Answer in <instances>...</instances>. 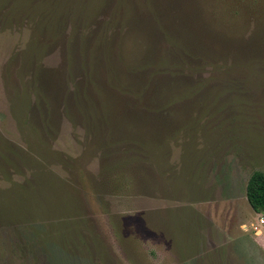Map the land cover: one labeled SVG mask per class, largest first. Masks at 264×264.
Here are the masks:
<instances>
[{"label": "rangeland", "instance_id": "374dc122", "mask_svg": "<svg viewBox=\"0 0 264 264\" xmlns=\"http://www.w3.org/2000/svg\"><path fill=\"white\" fill-rule=\"evenodd\" d=\"M260 71L264 0H0V264H264Z\"/></svg>", "mask_w": 264, "mask_h": 264}, {"label": "trees", "instance_id": "16d2710c", "mask_svg": "<svg viewBox=\"0 0 264 264\" xmlns=\"http://www.w3.org/2000/svg\"><path fill=\"white\" fill-rule=\"evenodd\" d=\"M86 4L88 5V3ZM253 60L254 59L252 57L247 58L244 62V65L247 67L248 62ZM260 72H264V71H260ZM260 75L264 77V73ZM242 80L244 81V83H246L248 81V78L241 79V81ZM246 199L254 211L258 213L260 212L264 213V172L263 171L254 170L250 175L246 185Z\"/></svg>", "mask_w": 264, "mask_h": 264}]
</instances>
